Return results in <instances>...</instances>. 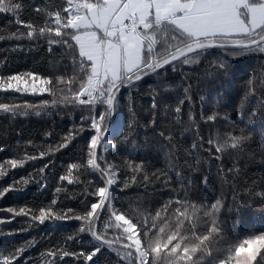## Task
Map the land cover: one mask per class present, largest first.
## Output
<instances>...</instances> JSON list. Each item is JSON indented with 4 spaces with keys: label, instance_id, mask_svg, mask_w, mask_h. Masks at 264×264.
<instances>
[{
    "label": "trees",
    "instance_id": "16d2710c",
    "mask_svg": "<svg viewBox=\"0 0 264 264\" xmlns=\"http://www.w3.org/2000/svg\"><path fill=\"white\" fill-rule=\"evenodd\" d=\"M17 2L23 6L18 13H0V36L4 37L0 39V77L34 72L54 81L55 98L59 99L66 94L61 91L66 86L55 83L56 78L65 76V69L67 75L72 74L65 49L54 47L50 54L47 40L29 41L26 38L28 29L17 20H31L37 28L52 26L51 20L45 25V15L66 6L65 0ZM36 7L44 9V13L37 16ZM13 33L17 36L23 33L25 38L16 39ZM221 63L227 66L226 71L218 67ZM185 76L188 77L186 82ZM177 84L190 86V101L185 100L179 120L174 109L179 100L184 99V92L183 87H173ZM249 91L251 95L245 99V93ZM53 98L49 93L0 90V103L41 105ZM154 98L159 101L155 109L152 107ZM118 99L112 128L118 117L122 119L121 126L108 138L113 141V148L105 152L103 145L100 146L98 156H103L104 160L98 162L101 167L106 166L105 162L117 166L114 170L119 188L114 192V200L119 211L137 223L138 228L145 221L150 226L156 211L166 201L184 199L186 191L187 199L197 205L210 207L217 198L223 201L216 219L224 228L225 242L213 241L214 252L237 240L264 232V198L257 195L264 192V136L261 135V122H264V54L246 53L233 57L222 49H210L199 57L198 63L183 66L180 72L169 68L159 76H148L134 88L123 89ZM129 101L134 105V116ZM104 107L97 105L96 113L103 111ZM36 110L41 114L36 115L35 111L29 110L27 116L13 117L0 112V165L4 166L2 170L6 173L0 175V191L13 184L18 189L0 198V221H11L0 223V252L13 254L27 242L34 241V245L23 254L31 264H45L51 260H55V264H86L75 256L62 260L60 257L65 250L70 253L89 252L96 244L90 233H78L84 222L74 218L90 210L91 203L97 202L98 197L89 193L104 186L99 180L100 174L87 165L88 144L94 131L89 122H85L81 130V116H87L89 112L71 106ZM254 111L257 117L253 118V124H246ZM213 112L220 113L218 119L205 123L204 117ZM225 115L228 121L224 120ZM132 121L135 122L134 130L125 140L128 124ZM229 134L250 138L244 140L239 149H229L230 154H221L224 170L221 176L217 161L199 147L193 149L192 145L202 138L207 147L210 138L219 136L224 139ZM66 138L70 143L61 148ZM41 153L44 156L39 158ZM11 159H23L25 163L23 167L11 169L7 165ZM130 163L143 165L140 173L135 174V182L130 180L134 175ZM73 164L77 167L69 172ZM234 166L239 171L228 172ZM177 171L184 177L182 182L176 180ZM144 175L148 176L147 181L143 179ZM62 176H68L73 182L62 181ZM169 176L172 180L165 187ZM204 176L209 178L207 185L202 182ZM21 180L28 183H20ZM126 181L129 186L124 188ZM182 183L184 188H181ZM49 205L51 208L47 207ZM236 205H242L238 215L228 211ZM9 207L16 212L25 208L28 212L14 216L6 211ZM41 207L62 218L48 219L43 224L34 221L32 215H39ZM174 207L169 209L170 213ZM198 215L200 220L196 231L205 235L210 220L205 223L202 212ZM64 216L73 218L65 219ZM101 220L107 222L108 214L104 213ZM98 232L106 239H114L119 234L114 228L105 230L101 222ZM69 237L77 238L69 240ZM54 249L59 252L56 257L41 255ZM94 259L97 264H126L116 252L107 248Z\"/></svg>",
    "mask_w": 264,
    "mask_h": 264
},
{
    "label": "snow or ice",
    "instance_id": "6c2138e0",
    "mask_svg": "<svg viewBox=\"0 0 264 264\" xmlns=\"http://www.w3.org/2000/svg\"><path fill=\"white\" fill-rule=\"evenodd\" d=\"M66 6L58 10L48 12L44 22L52 26L39 27L31 21L17 20L28 29L26 38L29 41L46 39L48 51L51 54L54 47L65 49V58L70 59L72 74L57 77L55 83L65 85L61 91L66 94L56 99V92L52 87L54 81L47 77H40L34 72L18 73L7 77H0V90L15 91L17 93H49L54 98L43 101L41 105H23L0 103V112L27 116L29 110L40 115L36 109L58 108L60 106L80 108L89 112V115L81 116V124L90 123L94 131L88 144L87 165L100 174L99 180L104 186L98 187L89 193L98 197L97 202L90 205V210L74 218L84 222L78 233H90L96 244L89 252L70 253L65 250L60 257L75 256L82 258L86 264H97L94 259L105 248L116 252L121 261L126 264H264V232L258 235H250L243 240L231 243L225 249L213 251L212 243H223L224 228L216 219L222 206V199L217 198L211 206L197 205L185 198L169 199L160 210L156 211L153 222L149 226L147 221L138 228L123 211H119L114 200V192L119 188L116 178V165L106 163L101 167L98 161L104 160L98 156L96 149L103 145L105 152L114 147L113 141L108 140L111 134L109 121L116 113L119 103V94L122 89L134 88L143 78L151 75L159 76L170 68L173 72H180L183 66H190L199 61V57L210 49H222L227 54L236 57L246 53L264 54V0H65ZM22 4L17 0H0V13H18ZM37 16L44 13V9L35 8ZM16 39L25 38V34L19 36L13 33ZM0 39L4 37L0 36ZM219 68L227 70L223 63ZM29 78L32 83L29 84ZM185 76L184 80L187 81ZM39 81L41 87H37ZM252 81H249L251 85ZM44 85H47L45 87ZM183 87L184 99H180L174 109L176 119L179 120L181 107L185 100L190 101V86L183 84L173 85ZM251 92L245 93V99ZM203 101V98H201ZM159 101L153 99V109ZM103 105L104 110L96 113V106ZM134 116V105L129 101ZM264 107V105H262ZM191 111V109H189ZM220 116L219 112L204 117L205 123L215 122ZM257 113L252 112L246 124L252 125ZM227 115L224 120L228 121ZM244 122V121H242ZM155 123V121H153ZM230 123L234 125V122ZM135 122L128 124L125 140L134 130ZM123 132V129L121 130ZM163 135V133H161ZM261 135L264 136V122H261ZM249 136H232L222 139L217 136L207 141V147L201 138L192 148H200L207 152L219 165V174L223 176V160L221 154H230L229 149L237 150ZM170 139V138H169ZM230 141V142H229ZM70 140L66 138L60 145L67 147ZM41 153L39 158H42ZM31 159V158H29ZM25 160L11 159L7 165L11 169L23 167ZM199 163V161H197ZM134 175L130 177L135 182L143 165H132ZM0 165V175L6 173ZM48 167L45 165V168ZM77 165H70L71 169ZM44 169H41L43 172ZM239 171L235 166L228 172ZM166 175V173H164ZM176 180L182 182L184 177L179 171L175 173ZM60 179L69 180L68 176ZM143 179L148 180L144 175ZM172 177L165 180V187L171 182ZM205 185L209 182L208 176H204ZM27 184L28 181L21 180ZM46 186V185H45ZM129 183L124 182V188ZM181 188H184L183 183ZM18 190L13 184L0 191V198L9 191ZM121 191L123 189H120ZM60 189H57L59 192ZM177 191V189H171ZM264 198V192L257 193ZM235 200V197L233 198ZM53 204L56 201L52 202ZM175 205L171 213L169 209ZM51 208V205L47 206ZM242 205L230 207V213L239 214ZM8 213L26 215L28 210L20 208L16 212L13 208L6 209ZM164 213L162 216L161 213ZM203 214L205 223L210 220L207 234L199 235L196 231L200 220L199 213ZM108 214V221L101 220L102 214ZM62 216L53 215L46 211L45 207L39 209V215L33 213L32 219L40 224L48 219H61ZM65 219L73 218L64 216ZM97 221L103 224L105 230L114 228L119 234L114 239H106L95 228ZM159 221L160 223H157ZM10 220L0 223H10ZM187 224V227H186ZM190 233V234H189ZM15 234V233H12ZM77 237H69L75 240ZM119 243L120 247L117 248ZM34 245L29 241L13 254L0 252V264H31L24 259L23 254ZM42 256L56 257L57 250H49ZM45 264H55V260L46 261Z\"/></svg>",
    "mask_w": 264,
    "mask_h": 264
},
{
    "label": "rangeland",
    "instance_id": "374dc122",
    "mask_svg": "<svg viewBox=\"0 0 264 264\" xmlns=\"http://www.w3.org/2000/svg\"><path fill=\"white\" fill-rule=\"evenodd\" d=\"M31 83H32V81L29 82V84H31ZM36 85H37L38 88L41 87V84H40L39 81L36 82ZM121 122H122L121 117H118V118H117V121H116V124H115V126L112 128V130H111V134L107 136V139L110 138L115 132H117V131L119 130V128H120V126H121ZM108 140H109V139H108Z\"/></svg>",
    "mask_w": 264,
    "mask_h": 264
},
{
    "label": "water",
    "instance_id": "95a60500",
    "mask_svg": "<svg viewBox=\"0 0 264 264\" xmlns=\"http://www.w3.org/2000/svg\"><path fill=\"white\" fill-rule=\"evenodd\" d=\"M147 77H148V76H147ZM145 78H146V77H145ZM143 79H144V78H143ZM122 90H123V89H122ZM114 119H115V114L113 115L112 119H111L110 122H109L110 129H111L112 126H113ZM99 149H100V146L96 149L97 155H98ZM102 217H103V214H102V216H101V219H102ZM99 223H100V221H97V224H96V226H95V228H96L97 231H98Z\"/></svg>",
    "mask_w": 264,
    "mask_h": 264
}]
</instances>
